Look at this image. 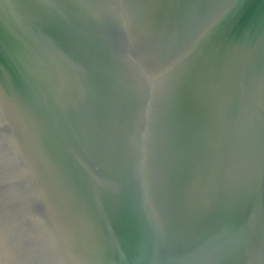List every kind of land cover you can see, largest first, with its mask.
<instances>
[{
	"label": "water",
	"instance_id": "1",
	"mask_svg": "<svg viewBox=\"0 0 264 264\" xmlns=\"http://www.w3.org/2000/svg\"><path fill=\"white\" fill-rule=\"evenodd\" d=\"M0 264H264V0H0Z\"/></svg>",
	"mask_w": 264,
	"mask_h": 264
}]
</instances>
